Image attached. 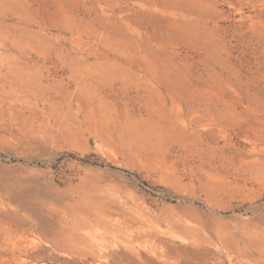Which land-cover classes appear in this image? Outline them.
<instances>
[{"label":"rangeland","instance_id":"obj_1","mask_svg":"<svg viewBox=\"0 0 264 264\" xmlns=\"http://www.w3.org/2000/svg\"><path fill=\"white\" fill-rule=\"evenodd\" d=\"M0 264H264V0H0Z\"/></svg>","mask_w":264,"mask_h":264}]
</instances>
